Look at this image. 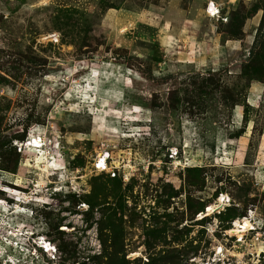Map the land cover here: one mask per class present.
Returning <instances> with one entry per match:
<instances>
[{
	"label": "rangeland",
	"instance_id": "rangeland-1",
	"mask_svg": "<svg viewBox=\"0 0 264 264\" xmlns=\"http://www.w3.org/2000/svg\"><path fill=\"white\" fill-rule=\"evenodd\" d=\"M206 1L0 0V182L46 200L5 217L23 240L0 225L14 263L264 264V0ZM32 127L64 162L39 196Z\"/></svg>",
	"mask_w": 264,
	"mask_h": 264
},
{
	"label": "bare ground",
	"instance_id": "bare-ground-1",
	"mask_svg": "<svg viewBox=\"0 0 264 264\" xmlns=\"http://www.w3.org/2000/svg\"><path fill=\"white\" fill-rule=\"evenodd\" d=\"M209 8L213 12L215 11V7L212 5V3H210ZM204 11L206 12L207 10H204ZM125 29H126L125 27H122L123 31ZM97 92H98V89L96 87L94 93L97 94ZM89 98H92V100H89V102H94L96 100V95L94 96L91 94ZM248 101L251 105L257 106L256 104H253V102H251V100H248ZM106 102H108V99L102 98L101 104L102 103L105 104ZM239 115L240 116L238 117L237 124H239L240 120H241V113H239ZM234 127H239V125L238 126L234 125ZM251 128H252V121L250 120L248 128H247V134H249L251 132ZM113 132H117V131L113 130ZM39 135H40L39 132H37L35 130H31L28 132L27 137L22 142L21 141L15 142V144L17 146L18 145L21 146L20 147L21 150L23 148L24 155H25V159H23V161L20 163L21 169H25L28 167H36L37 170H39L36 172V174L40 175V177L36 180V182H35L36 184L34 185L36 187L37 191L33 192L34 194H36L38 196H39L38 193L42 192L43 191L42 188L46 185L45 184L46 181L44 180L45 178L48 182V181H50V179H49L50 175L57 174L59 176V178L61 180H63L62 169L64 168V162L61 159L59 152L58 151L54 152V153L50 152L48 150V148L46 147L47 143L43 142L44 139L39 137ZM125 136H126V134H125ZM185 147H187V144L185 145ZM55 148H57V146H55ZM171 150H172L171 157L176 158L175 162L177 163V165L182 164L181 161L179 160V158L176 157V155L178 153L177 147H172ZM109 157H111V154L108 152L107 149H98L96 151V158H95L94 166L96 167V164H99V170L108 169L109 163H107V159ZM192 166H194V165H192ZM19 174L20 175H18V174L16 175V177H17L16 183L18 185L23 186L24 188H27L28 185L21 184L22 180H20V178L23 177L22 172ZM57 187L55 188V190H58ZM0 189L5 191L6 193L12 195L13 197H15V199H14L15 202L13 203L15 205L12 207H9L8 203H5L4 199L0 198V215L4 216V218L2 219L3 222L1 221L0 225H1V227L3 225L9 226V228H8L9 236L16 238L19 242V240H23V237L25 235L24 229L22 228L24 226V224L21 223L22 220L17 219L16 222L15 221L12 222L11 220L9 222H7V221H5V217L7 215H9L11 217L13 215L14 216L18 215V214L20 215V213L21 214H27V212L25 211L26 208L22 207V203H29L32 200L38 201V202L46 201V200H42V199H45L44 196H42V197H36V196L31 197L30 195L27 196V193L25 191H21V190H18L16 188L9 187L8 185H4L2 182H0ZM222 199H225V195L223 193L219 196L218 200L220 201ZM214 204L212 203V204L207 205L206 209H204L199 214L198 217H203V216L211 214L213 212V210H215V207H216ZM250 216H251V214H250ZM12 220H15V219L12 218ZM34 221H36V220H34ZM248 221H250V217L246 216V215H243V216L241 215V216L235 217L233 219V224L229 227L227 232L230 233L231 235H237L240 237V239H242V236L245 234V232L247 230H249L252 227L255 228L253 223H251V221L250 222H248ZM245 224H247V225H245ZM19 226H21V227L19 228ZM26 226H29V225H26ZM18 242H14V239L11 238L10 241L4 242L2 244V247L0 248V257H3V258L7 257V261H5V263L6 262H13V263L15 262L14 261L15 257L13 255L7 256V248L8 247H11V248L16 247V244H18ZM39 242L41 243V245H43L41 247H42L44 252L53 251L54 248L50 245L51 243H46L45 240H39ZM14 251H16V249ZM263 251H264V245L263 246L261 245L260 250H259V254ZM132 255H134V254H132Z\"/></svg>",
	"mask_w": 264,
	"mask_h": 264
},
{
	"label": "built area",
	"instance_id": "built-area-1",
	"mask_svg": "<svg viewBox=\"0 0 264 264\" xmlns=\"http://www.w3.org/2000/svg\"><path fill=\"white\" fill-rule=\"evenodd\" d=\"M210 3H212V5L215 7V11L214 12L212 10H210V8H209ZM222 9H223V4H222V2L220 0H207L206 1V6L204 8V10H207L206 13L210 17H214V18H216V20H220V21L226 22L227 19H228V15L225 12L223 13L222 12ZM32 129H33V127L30 128L29 130L31 131ZM147 133L149 134L150 132H147ZM147 133H145V134H147ZM39 137L42 138L41 135ZM109 158L111 159L112 157H109ZM107 163H108V161H107ZM95 168L99 169V164H96V167ZM112 172L115 173L114 169H113Z\"/></svg>",
	"mask_w": 264,
	"mask_h": 264
},
{
	"label": "clouds",
	"instance_id": "clouds-1",
	"mask_svg": "<svg viewBox=\"0 0 264 264\" xmlns=\"http://www.w3.org/2000/svg\"><path fill=\"white\" fill-rule=\"evenodd\" d=\"M29 131V130H28ZM9 264H11V263H9ZM12 264H15V263H12Z\"/></svg>",
	"mask_w": 264,
	"mask_h": 264
}]
</instances>
